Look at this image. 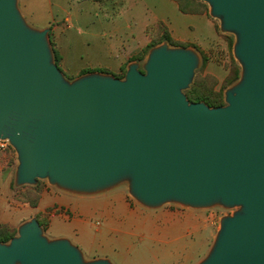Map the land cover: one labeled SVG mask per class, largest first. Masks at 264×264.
<instances>
[{
  "label": "water",
  "instance_id": "95a60500",
  "mask_svg": "<svg viewBox=\"0 0 264 264\" xmlns=\"http://www.w3.org/2000/svg\"><path fill=\"white\" fill-rule=\"evenodd\" d=\"M199 1L236 37L242 67L218 108L188 101L200 57L168 44L129 65L123 80L94 72L70 82L50 30L31 28L18 0H0V139L18 155V187L48 180L91 196L128 185L152 210L238 208L200 264H264V0ZM0 264L112 263L86 262L33 219L0 242Z\"/></svg>",
  "mask_w": 264,
  "mask_h": 264
},
{
  "label": "rangeland",
  "instance_id": "374dc122",
  "mask_svg": "<svg viewBox=\"0 0 264 264\" xmlns=\"http://www.w3.org/2000/svg\"><path fill=\"white\" fill-rule=\"evenodd\" d=\"M121 1L122 0H18V9L31 28L40 31L45 29L50 30V43L55 60L51 30L53 26L58 24L55 22L56 20H60L61 17L65 16L75 17L76 15L85 14V20L82 22L85 24L86 21L95 20L93 10L97 12L96 15L99 14V16H101V19L106 16H116L117 12L115 7L117 3ZM199 3H202L203 7L205 6L204 8L210 13L208 4L202 1H199ZM214 21L218 28L221 44L216 45L210 51H201L190 44L174 40L164 27L165 31L161 28L159 36L152 37L145 52H143L144 50H138L132 54L130 61L123 66L121 74L117 75L118 77L115 76V78L123 80L127 73L128 66L133 63H138L140 66L144 65L151 50L168 43L164 42L153 48L149 47L155 44V42H160L161 39L159 38L163 35H168L174 42L181 44V46L178 47L168 44L171 49H191L199 55L200 66L196 71L193 84L196 80L200 81L203 89L222 96L224 104L226 105L225 94L241 80L242 67L234 55L236 37L232 34L223 33L221 31L220 21L217 19H214ZM74 26L75 28L73 31L78 30L79 27L76 22H74ZM94 52L95 53L92 52L91 54L92 57H96L103 62H108L109 52L107 54L103 52L100 53L97 50ZM94 71L96 73H101L106 70L95 69ZM82 73L81 76H83ZM236 73L238 74L237 79H235ZM62 74L65 79L70 82L77 79L63 71ZM186 92L187 91H185V95ZM18 166V155L12 147L4 152H0V231L9 229L8 231L15 233V237H17L20 226L33 219H37L47 237L48 219L53 215L60 214L67 219L81 217L78 211L71 212L69 210L65 211L64 209L58 210L57 208H53L50 211L47 210L44 215L40 213L36 218L29 219L25 206H30L32 208L38 207L45 192L54 191L58 193L59 191H66L52 186L48 180H38L33 186H16ZM122 186L125 192L121 195H116L108 201L110 204H114L113 209L107 207L105 198L108 197L106 195L113 193L111 191H114V189L90 196L93 197L90 199H100L98 206H95L98 212L91 216L88 221L92 231L97 233L101 238L107 222H114L116 227L126 225L128 224V217L136 214L144 217L139 225L142 228L145 227L141 233L148 232L149 234L164 235L160 239L152 240L148 235L143 236L144 233L140 234V238L132 241L133 248L130 254L126 255V258L122 260V264H200L207 258L215 243L221 229L222 219L225 217H233L238 211V208L227 210L223 207L193 210L178 204H167L157 210H150L143 207L130 195L128 185ZM79 196L82 197L84 195ZM102 198L104 200H102ZM34 202L36 206L32 205ZM15 220H17V226L11 224ZM122 231L126 232L125 229L115 230L113 228L110 234L119 237L122 236ZM47 238L51 240L49 237ZM103 247L104 249L114 248V246L109 243L105 244ZM115 250H117V248ZM83 255L86 262L105 259L100 258V253H94L93 255L83 253Z\"/></svg>",
  "mask_w": 264,
  "mask_h": 264
},
{
  "label": "crops",
  "instance_id": "0c3cea01",
  "mask_svg": "<svg viewBox=\"0 0 264 264\" xmlns=\"http://www.w3.org/2000/svg\"><path fill=\"white\" fill-rule=\"evenodd\" d=\"M115 8L116 16H106L102 19L93 10L95 20L86 21L85 24L82 23L85 14L75 17L65 16L55 21L58 24L51 30V39L62 58L59 66L61 71L76 78L80 77L83 71L95 69L107 70L112 76L120 75L132 54L138 50H145L152 37L158 36L162 28L160 25L166 28L174 40L190 44L201 51L208 52L221 44L217 25L207 11L200 14H184L174 0H122ZM74 22L79 27L76 31H73ZM95 50L106 54L109 52L108 62L92 57L91 54L95 53ZM123 188L119 186L111 191L114 194L106 195L108 208L113 209L114 204L108 201L116 195L123 194L125 192ZM90 198L93 197L50 191L44 193L38 207H25L29 219L36 218L40 213L44 215L47 210L53 208L78 211L82 218L67 219L60 214L50 217L47 223V237L51 240L67 239L82 253L91 255L100 253V258H105L112 264H122V260L133 248L132 241L140 238L139 235L144 233L141 231L145 227L139 226L144 217L130 215L128 224L117 227L114 222H107L103 234L101 233L103 236L100 238L92 231L88 222L90 217L98 212L95 206H98L100 199ZM11 224L17 226V220ZM113 228L125 229L126 232L122 231V236L115 237L110 234ZM145 235L152 240L164 236L148 232L143 236ZM108 243L114 248L104 249L103 246Z\"/></svg>",
  "mask_w": 264,
  "mask_h": 264
},
{
  "label": "trees",
  "instance_id": "16d2710c",
  "mask_svg": "<svg viewBox=\"0 0 264 264\" xmlns=\"http://www.w3.org/2000/svg\"><path fill=\"white\" fill-rule=\"evenodd\" d=\"M175 1L178 3L180 11L184 14H200V13H204L205 11H207L204 8L205 6L203 7V4L199 3V1H196V0H175ZM160 26L163 28L162 30L165 31L164 27L162 25H160ZM158 36H159V34H158ZM159 39H161L160 42H155V44H152L149 48H153V47H155L159 44H162L164 42H167L169 45L174 46V47L181 46V44L174 42L171 39V37L168 35H163ZM159 39H157V40H159ZM52 45L54 47L55 61L59 67L62 58H61L60 54L58 53V51L56 50L54 43ZM145 50L143 52H145ZM122 71H123V69H122ZM92 72H95V71L86 70L82 73V75L89 74ZM101 73L102 74H110L107 70L105 72L102 71ZM237 75L238 74L236 73L235 79H237ZM116 77H118V76H116ZM186 96H187L188 101L190 103H205L210 108H218V107H222L225 105L222 96H220L219 94H215L213 92H210V91L203 89L202 85L200 84V81H198V80H196L195 83L193 84V86L191 87V89L186 92ZM32 205L36 206V203L34 202V203H32ZM8 230L0 231V242L3 244L9 243L16 235L15 233L10 232Z\"/></svg>",
  "mask_w": 264,
  "mask_h": 264
},
{
  "label": "built area",
  "instance_id": "2783aa9c",
  "mask_svg": "<svg viewBox=\"0 0 264 264\" xmlns=\"http://www.w3.org/2000/svg\"><path fill=\"white\" fill-rule=\"evenodd\" d=\"M11 147L8 140H1L0 139V152H4Z\"/></svg>",
  "mask_w": 264,
  "mask_h": 264
}]
</instances>
